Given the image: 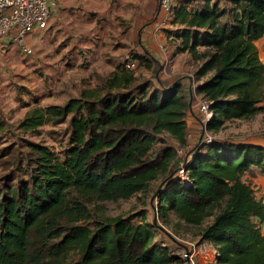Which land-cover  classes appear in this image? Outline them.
<instances>
[{
  "label": "trees",
  "instance_id": "obj_1",
  "mask_svg": "<svg viewBox=\"0 0 264 264\" xmlns=\"http://www.w3.org/2000/svg\"><path fill=\"white\" fill-rule=\"evenodd\" d=\"M169 18L175 52L192 61L187 93L179 79L161 78L162 64L147 50L130 51L64 104L34 107L14 125L0 120V138L5 126L9 133L66 123L68 130L59 152L24 138L0 152V264H185L156 242L145 213L135 220L104 212L106 202L153 184L163 223L211 243L213 264H264V202L243 177L264 174V146L211 134L264 111L256 45L264 0H176ZM135 61L149 77L131 68ZM194 95L211 101L205 129L213 139L187 149ZM181 162L186 181L177 175Z\"/></svg>",
  "mask_w": 264,
  "mask_h": 264
},
{
  "label": "crops",
  "instance_id": "obj_2",
  "mask_svg": "<svg viewBox=\"0 0 264 264\" xmlns=\"http://www.w3.org/2000/svg\"><path fill=\"white\" fill-rule=\"evenodd\" d=\"M159 17L157 0H55L47 28L50 27L55 32L53 37L57 32L69 37V60L65 56H58L57 59L58 53L51 55V50L58 43L51 40L49 43L44 42L47 41V36H44L47 28L37 35L29 34L27 37V43L33 48L31 55H25L14 44L0 45V120L10 121L8 118L12 119L17 115L21 118L28 110L36 107V98H26L21 85L26 84L23 78L31 67V60L28 58L37 52H48V56L58 60L62 67L63 64H68L69 74L73 73L75 82L77 78L79 82H89L90 80L80 78L87 73L94 75V72L103 74L111 71L130 51L141 53L147 50L161 63L162 55L157 52L162 50L169 54L167 58L170 61H167L173 69L180 71L184 65L192 68L189 54L175 52V41L170 42L165 27L159 28L156 25ZM256 45L264 63V36L256 41ZM183 56L187 58V63L178 60V57ZM40 59L41 56H35L32 62ZM182 84L187 90L188 79L186 84ZM186 122L187 143H194L199 129L198 120L187 115ZM245 143L264 146V140ZM243 177L252 182L256 197L264 202V174H246ZM260 227L264 234V218ZM210 245L213 264L217 254L211 243Z\"/></svg>",
  "mask_w": 264,
  "mask_h": 264
},
{
  "label": "rangeland",
  "instance_id": "obj_3",
  "mask_svg": "<svg viewBox=\"0 0 264 264\" xmlns=\"http://www.w3.org/2000/svg\"><path fill=\"white\" fill-rule=\"evenodd\" d=\"M180 1L192 3L196 0ZM169 20L171 19L169 18ZM169 24L170 23L166 25L165 29L171 30L170 32H173L176 28L175 26H170ZM53 33L55 32H52L50 27H48L44 32V36H47V41L44 42L49 43L51 40L52 42L58 43L57 47H53L51 50L52 52L50 51L51 55L58 53L57 59L58 56H65L67 60H69V37H66L65 33L61 34L59 32H57L53 37ZM157 53L162 55L161 60L164 63V67L162 66L160 70L161 78H163L165 82L170 83L179 79L181 83L186 84L188 76L192 74L193 68H191L190 65H184L180 71H178L176 68L173 69L171 66H169L170 62L168 61H170V58H167L169 54L162 50H159ZM48 54V52L41 54L37 52V54H33L30 58H28L31 60V67L30 69H27V74L24 75L23 78V82L26 84L21 85V88L24 89L22 91L25 93L26 98L29 100H31V98H34L35 100L36 98V107H44L47 104L62 105L65 103L69 95H78L83 88L96 84L97 75L94 76L91 73H87L83 77H80L82 79L90 80L88 83L79 82L80 80H78V78L75 82L73 73L69 74V65L63 64L62 67L60 62L58 64V60L50 58L51 56H48ZM35 56H41L42 59L32 62V60H35ZM129 56L133 57L134 55L129 54ZM179 59L181 63H187V58L185 56L178 57V60ZM55 65L56 67H54ZM131 68H135L137 73H143L145 77L150 76V72L145 70L143 67H140L137 61L131 65ZM95 73L96 72H94V74ZM188 94L187 96L190 97ZM198 100V96L195 95L192 97V99L190 98L191 109L188 116L193 118L195 121H197L195 116L199 115L197 111ZM262 104H264V101ZM8 119L10 120L8 122L14 125L18 122L20 116L17 115L12 119ZM4 131L6 133H3L2 137L0 138V152L2 154H5L8 151V147L15 149L18 147V145H21L22 138L48 144L56 152H59L61 147L65 145L68 135L66 123H46L42 126H39L36 131L30 130L28 132H22V130L12 126L8 128L9 133L7 132V128L5 126ZM199 133L200 128L195 134L194 143L197 141ZM211 134L215 139L218 140H233L243 142L264 140V111L257 113L251 119L225 121L224 125L218 131L212 132ZM194 143L189 142V144H187L189 148L187 149H190ZM3 173L4 170L0 168V175ZM155 185L156 184H153L146 191L139 192L129 199H122L117 202H106L104 212L111 216H132L135 220L140 218L139 214L145 213L148 220L155 223V229L158 234L156 242L167 248V256L170 258H181L185 261V264H211L213 256L211 255L212 247L209 242L199 243L198 238H194L190 234L182 232L179 230V228L173 230L172 225L163 223L161 217L157 214L156 207L159 198L155 197L154 195ZM172 221L174 222V220ZM157 226H162L165 228L175 241H172L171 238L168 235H165ZM177 260L178 259H172L168 264H178L179 261Z\"/></svg>",
  "mask_w": 264,
  "mask_h": 264
},
{
  "label": "built area",
  "instance_id": "obj_4",
  "mask_svg": "<svg viewBox=\"0 0 264 264\" xmlns=\"http://www.w3.org/2000/svg\"><path fill=\"white\" fill-rule=\"evenodd\" d=\"M175 2L176 0H157L160 17L156 25L159 28L166 25ZM54 5L55 0H0V45L14 44L25 55H31L33 48L27 43V37L29 34L37 35L47 28ZM161 63L164 64L163 61ZM210 104L211 101L198 100L197 120L200 128L198 141L202 144H208L213 139L205 129L206 123L213 117ZM186 148L177 151L179 156L186 154ZM177 175L182 181H186L182 162Z\"/></svg>",
  "mask_w": 264,
  "mask_h": 264
},
{
  "label": "water",
  "instance_id": "obj_5",
  "mask_svg": "<svg viewBox=\"0 0 264 264\" xmlns=\"http://www.w3.org/2000/svg\"><path fill=\"white\" fill-rule=\"evenodd\" d=\"M161 231H163L166 235H168L171 240L175 241L174 238H172L171 234L165 229L163 228L162 226H157Z\"/></svg>",
  "mask_w": 264,
  "mask_h": 264
}]
</instances>
